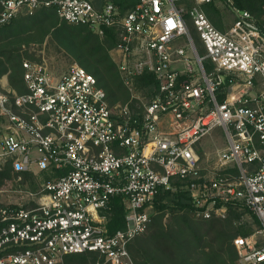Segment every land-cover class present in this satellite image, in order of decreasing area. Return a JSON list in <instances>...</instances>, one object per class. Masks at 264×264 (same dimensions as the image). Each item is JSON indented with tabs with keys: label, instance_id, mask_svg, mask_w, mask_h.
<instances>
[{
	"label": "built area",
	"instance_id": "built-area-1",
	"mask_svg": "<svg viewBox=\"0 0 264 264\" xmlns=\"http://www.w3.org/2000/svg\"><path fill=\"white\" fill-rule=\"evenodd\" d=\"M211 2L234 14L224 29L206 14ZM41 6L100 37L117 29L112 55L130 99L111 104L78 63L56 74L25 59L22 91L0 78V169L40 183L0 189L16 194L0 202V264H65L84 252L104 259L92 264H136L130 243L175 177L197 218L225 219L236 202L255 215L233 240L236 264H264V4L257 15L236 0H138L124 12L112 1L0 0V24ZM216 127L225 148L209 145ZM116 199L126 220L111 231Z\"/></svg>",
	"mask_w": 264,
	"mask_h": 264
},
{
	"label": "trees",
	"instance_id": "trees-1",
	"mask_svg": "<svg viewBox=\"0 0 264 264\" xmlns=\"http://www.w3.org/2000/svg\"><path fill=\"white\" fill-rule=\"evenodd\" d=\"M112 1L121 11L133 7L138 0H93L96 6ZM237 5L254 14H262L264 0H236ZM212 23L224 29L223 13L215 3L204 4ZM192 36L196 38L193 29ZM47 46L53 53L68 54L87 71L96 76L105 88L111 104L126 101L129 92L124 87L118 66L110 51L119 43L117 29H108L103 37L84 25H75L62 20L54 7L41 6L33 15H19L10 22L0 24V78L8 74L12 87L23 90V59H37L28 51L23 54V45L37 43ZM154 82L139 81V90L152 91ZM22 175V180L18 177ZM12 188L36 190L40 183L29 172H15L10 165L0 169V189L6 183ZM173 188L162 189L151 210L152 221L144 233L130 243V251L136 264H235L237 256L234 238L252 232L250 225H238L242 214L248 212L236 202L230 205L225 219H201L193 216L190 192L186 180L172 179ZM109 227L111 231L125 226V209L116 199ZM255 219L256 216L254 215ZM5 222L0 221V232ZM5 251H0V257ZM104 259L95 252L70 254L65 264H92Z\"/></svg>",
	"mask_w": 264,
	"mask_h": 264
},
{
	"label": "rangeland",
	"instance_id": "rangeland-1",
	"mask_svg": "<svg viewBox=\"0 0 264 264\" xmlns=\"http://www.w3.org/2000/svg\"><path fill=\"white\" fill-rule=\"evenodd\" d=\"M222 8L224 7H221V10H223ZM233 19H234V14L232 12L230 11L224 12L223 17H222L224 26L225 24H229L230 22H232ZM26 51H28L30 54H33L37 59H31L28 57H24L23 61L25 59H28V60L43 63L44 65L49 67L51 71H53L56 74H61L64 71H66L70 67V65L78 63L77 61L72 60L68 54L61 53L60 55H57L53 53V51L47 46V40L44 42L42 46L37 43H32L30 45H23V47L21 48V52L25 54ZM110 53L113 58L112 50L110 51ZM150 92L151 91H148V90H139L138 95L142 99L146 100L149 97ZM129 99H130V94H129V98L126 101H128ZM126 101H117V102L125 103ZM140 107L141 106L137 104V108H140ZM207 140L209 142V145L212 147H216V148L227 147L226 137L221 127H216L215 129H213L210 132V134L207 136ZM6 187H10V185L9 186L7 185ZM2 188L5 189V186H3ZM6 196L8 200L16 199V194L14 192L7 193L4 190L0 194V202L5 203ZM193 216L195 215L193 214ZM255 222L256 221L254 220V217L249 212L248 213L246 212L241 215V218L238 219L237 224L238 225H250L252 227L255 224ZM236 261H237V256L235 259V264H236Z\"/></svg>",
	"mask_w": 264,
	"mask_h": 264
}]
</instances>
